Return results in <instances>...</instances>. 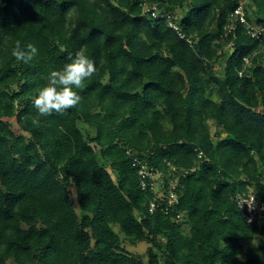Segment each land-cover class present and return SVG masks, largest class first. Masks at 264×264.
Here are the masks:
<instances>
[{
  "label": "trees",
  "instance_id": "trees-1",
  "mask_svg": "<svg viewBox=\"0 0 264 264\" xmlns=\"http://www.w3.org/2000/svg\"><path fill=\"white\" fill-rule=\"evenodd\" d=\"M250 1L264 25V0ZM154 4L182 11L183 37ZM238 4L0 0V264H264V211L248 223L236 199L264 202V50L229 31ZM16 41L39 54L17 62ZM81 46L97 72L75 89L80 103L33 125L39 89ZM134 155L165 174L195 169L174 213L150 212ZM128 240L147 242V259Z\"/></svg>",
  "mask_w": 264,
  "mask_h": 264
},
{
  "label": "built area",
  "instance_id": "built-area-1",
  "mask_svg": "<svg viewBox=\"0 0 264 264\" xmlns=\"http://www.w3.org/2000/svg\"><path fill=\"white\" fill-rule=\"evenodd\" d=\"M250 0H239V4L231 14V23L228 26L229 31L236 30L239 26H243L246 35L252 39L258 41L264 50V25H259L256 21H249L247 18L248 2ZM146 11H149L153 18H166L169 25L174 28L178 34L183 37L179 27L176 25L172 14L161 13V9L158 5L154 4L151 7L145 6ZM131 153V151H129ZM136 154V153H135ZM202 152L199 154V158H203ZM133 167L137 169L140 177V184L144 190H151L155 195L154 200L150 203L149 210L154 212L157 209H162L167 214L175 212V208L180 204V195L178 189L181 180L184 179L190 172L195 171L192 169H182L177 166L170 165V171L166 174L156 167L151 166L148 162L140 160L134 155ZM238 202V208L242 211L243 217L253 222L256 217L261 215L264 211V202H259L255 193L250 191L249 193L236 195ZM182 213H176L175 219L181 220ZM250 222V223H251Z\"/></svg>",
  "mask_w": 264,
  "mask_h": 264
},
{
  "label": "clouds",
  "instance_id": "clouds-1",
  "mask_svg": "<svg viewBox=\"0 0 264 264\" xmlns=\"http://www.w3.org/2000/svg\"><path fill=\"white\" fill-rule=\"evenodd\" d=\"M38 54L35 45L28 44L25 47L20 41H16L11 49V56L22 63L30 62ZM68 60L62 69L51 71L47 83L39 89L33 101V106L38 112V116L32 118L33 125L39 126L40 117L51 116L53 113L63 114L76 107L81 101V96L75 89H82L84 81L97 72L96 63L88 56L85 46H81L74 56L70 55Z\"/></svg>",
  "mask_w": 264,
  "mask_h": 264
},
{
  "label": "rangeland",
  "instance_id": "rangeland-1",
  "mask_svg": "<svg viewBox=\"0 0 264 264\" xmlns=\"http://www.w3.org/2000/svg\"><path fill=\"white\" fill-rule=\"evenodd\" d=\"M188 4H189V1L187 2L186 5H188ZM181 13H182V11L179 10V11H177V13L175 12V16H177V15L179 16V15H181ZM248 13H249L250 16H252V18H253L252 20L255 21V17H254L255 16V8H254L253 4L251 3V1L248 2ZM253 14H254V16H253ZM227 57H228V55H227ZM225 63H226V60L223 59L219 64H217V66L215 67V71L216 72H220L222 70L221 69L222 66ZM11 121L14 123V130L16 131V133H20L15 120L11 119ZM210 126H211V130H212L213 133H215L218 130L213 122H210ZM82 127L84 129L83 131H84V134L86 136H94L95 135V130H93V129L89 128V127H86V126H82ZM71 197H72V200H73V203H74L75 210H76L77 214L79 216H81L82 213H81V210L79 208L78 194H77V192H76L74 187H71ZM181 221L184 223V228L189 229L190 225L187 222V218L183 214H182V217H181ZM114 230L119 232V228L117 226L114 227ZM124 246L129 252L135 253V254H141L144 257V259H147V249L149 247V244L147 242H142V243H139V244L135 245L134 243H132L131 241L128 240V241L125 242ZM9 263L12 264L11 262H9Z\"/></svg>",
  "mask_w": 264,
  "mask_h": 264
},
{
  "label": "crops",
  "instance_id": "crops-1",
  "mask_svg": "<svg viewBox=\"0 0 264 264\" xmlns=\"http://www.w3.org/2000/svg\"><path fill=\"white\" fill-rule=\"evenodd\" d=\"M256 15V14H255ZM253 16H254V14H253ZM255 17V16H254ZM251 18H252V16H251ZM253 19V18H252ZM253 21V20H252Z\"/></svg>",
  "mask_w": 264,
  "mask_h": 264
}]
</instances>
